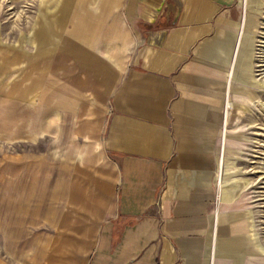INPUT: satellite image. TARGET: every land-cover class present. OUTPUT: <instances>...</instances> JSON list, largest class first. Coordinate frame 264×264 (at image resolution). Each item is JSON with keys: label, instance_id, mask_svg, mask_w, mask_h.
Listing matches in <instances>:
<instances>
[{"label": "crops", "instance_id": "0c3cea01", "mask_svg": "<svg viewBox=\"0 0 264 264\" xmlns=\"http://www.w3.org/2000/svg\"><path fill=\"white\" fill-rule=\"evenodd\" d=\"M36 4L57 33L36 37L46 52L0 44V136H47L70 161L38 264H264L258 229L236 189L231 214L217 169L233 147L229 120L258 129L264 109L254 0Z\"/></svg>", "mask_w": 264, "mask_h": 264}, {"label": "rangeland", "instance_id": "374dc122", "mask_svg": "<svg viewBox=\"0 0 264 264\" xmlns=\"http://www.w3.org/2000/svg\"><path fill=\"white\" fill-rule=\"evenodd\" d=\"M40 1L0 0L2 46L17 42L18 47L47 51L45 46L52 41L47 38L57 33L58 25L39 22L36 12L40 9L35 6ZM249 27L255 64L264 74V0H254ZM42 35L46 45H36V37ZM258 111V129L249 130L248 124L254 121L245 116L227 123V141L233 147H227L225 155L223 149L219 151L217 169L221 164L224 171L221 168V179L217 176L221 197L225 195L231 203V214L235 189L241 195V207L258 229L259 253L264 257V109ZM242 127V146L235 147V135H240L236 131ZM42 142L50 143V139L35 135L34 142L15 145L0 136V264H38L63 206L70 161L57 160Z\"/></svg>", "mask_w": 264, "mask_h": 264}, {"label": "bare ground", "instance_id": "6f19581e", "mask_svg": "<svg viewBox=\"0 0 264 264\" xmlns=\"http://www.w3.org/2000/svg\"><path fill=\"white\" fill-rule=\"evenodd\" d=\"M264 173V172H263ZM253 183V182H252ZM255 185V184H254Z\"/></svg>", "mask_w": 264, "mask_h": 264}]
</instances>
